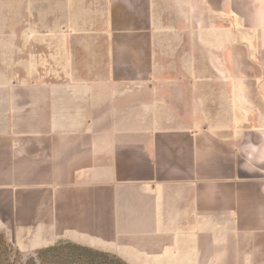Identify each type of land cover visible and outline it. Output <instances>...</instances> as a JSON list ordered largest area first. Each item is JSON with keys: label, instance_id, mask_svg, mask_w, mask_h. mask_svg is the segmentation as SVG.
<instances>
[{"label": "crops", "instance_id": "0c3cea01", "mask_svg": "<svg viewBox=\"0 0 264 264\" xmlns=\"http://www.w3.org/2000/svg\"><path fill=\"white\" fill-rule=\"evenodd\" d=\"M0 192L40 247L264 264V0H0Z\"/></svg>", "mask_w": 264, "mask_h": 264}, {"label": "rangeland", "instance_id": "374dc122", "mask_svg": "<svg viewBox=\"0 0 264 264\" xmlns=\"http://www.w3.org/2000/svg\"><path fill=\"white\" fill-rule=\"evenodd\" d=\"M0 199L6 202L7 194L1 193ZM11 208H0L1 217L6 219H0V264H125L111 254L84 250L73 244L40 247L38 236H31L33 229L29 220L14 221ZM34 232H38L37 229Z\"/></svg>", "mask_w": 264, "mask_h": 264}, {"label": "trees", "instance_id": "16d2710c", "mask_svg": "<svg viewBox=\"0 0 264 264\" xmlns=\"http://www.w3.org/2000/svg\"><path fill=\"white\" fill-rule=\"evenodd\" d=\"M81 249H83V248H81ZM84 250H87V249H84Z\"/></svg>", "mask_w": 264, "mask_h": 264}]
</instances>
